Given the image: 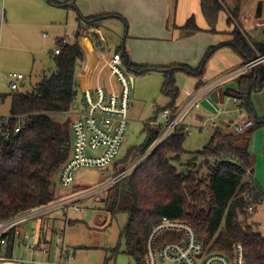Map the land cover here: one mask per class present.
Wrapping results in <instances>:
<instances>
[{
	"label": "trees",
	"instance_id": "16d2710c",
	"mask_svg": "<svg viewBox=\"0 0 264 264\" xmlns=\"http://www.w3.org/2000/svg\"><path fill=\"white\" fill-rule=\"evenodd\" d=\"M245 1L235 0V9L228 11L224 0H201L200 9L207 30L198 26L194 16L183 27L177 28L183 38L204 31L221 35L217 29L219 18L222 13H227L230 40L210 47L196 68L187 65H136L122 48L124 65L129 73H163L165 83L162 92L170 104L161 114L169 111L173 119L180 111L177 74L184 73L196 79L200 89L210 58L221 48H231L240 55L244 64L264 56V43L253 48L240 29ZM50 3L73 8L80 24L75 43H66L59 55L54 53L56 72L51 77H44L31 93L19 90L10 95H0V104L10 99L11 116L27 118L21 133L10 138H5L4 132L0 133V222L59 199V173L72 153L69 116L75 111L80 95L78 75L83 67L84 54L79 41L84 37L90 38L94 46L100 48L99 23L107 19H119L126 31L128 29L126 20L118 14L84 17L76 5L77 0L63 4L51 0ZM262 16L263 8L258 4L256 18ZM238 82L239 90L233 96L241 101L240 108L253 123L252 127L238 136L215 130L202 151L190 153L184 148L189 133L181 126L147 160L110 189L105 210L112 216L121 213L128 216L121 239L126 242L125 255L134 264H145L150 232L162 218L193 226L209 253H221L232 258L234 246L241 245L246 264H264V237L248 224L252 217L249 209L253 208L254 212L264 202V194L254 181L248 149L254 132L264 127V119L256 115L251 101L252 94L264 88V64L241 75ZM156 122L157 117L154 123L146 124L147 140L143 146L115 162L110 172L113 177L125 173L160 138L165 128L153 126ZM17 126L16 121L11 122L10 129L14 131ZM243 144L245 147L241 148ZM186 155L191 158L184 164L181 160ZM109 252L111 255L106 257L105 264L115 259L119 248Z\"/></svg>",
	"mask_w": 264,
	"mask_h": 264
},
{
	"label": "rangeland",
	"instance_id": "374dc122",
	"mask_svg": "<svg viewBox=\"0 0 264 264\" xmlns=\"http://www.w3.org/2000/svg\"><path fill=\"white\" fill-rule=\"evenodd\" d=\"M55 1L63 4L68 0ZM79 1L77 0L78 5L77 3L76 5L79 6L78 9H82ZM171 1L172 4L175 2V5L178 3L181 6L193 5V0ZM50 2L51 0H0V95L12 93L7 75L13 72L22 74L26 78L21 92L34 91L44 77H51L56 72L54 52L64 46L59 44V40L65 39L67 45L75 43V34L80 24L77 12L73 8L54 6ZM224 2L230 11L235 9V0H224ZM85 3L90 8L92 0H86ZM83 8L87 7L83 6ZM223 16L222 22L227 26V13ZM220 22L221 20L218 25ZM101 33L103 38H100V43L112 53L119 51L122 54L123 50L120 47L123 44L127 51L128 48H132L130 42L133 41L126 39L127 32L119 24H106ZM251 40L253 45L264 43V34L260 35V38H251ZM130 76L133 78V107L129 114L131 124L117 160H123L130 151L144 145L147 140L146 124L154 123L156 117L160 122L161 111L170 104V100L162 92L165 83L163 73L150 72L145 75L131 73ZM213 76V72L205 73L208 81H211ZM196 82V79L184 73L177 74L178 106L183 104L186 91H193ZM82 101L83 98L79 95L75 109L82 108ZM10 106V99L7 98L3 104H0V114L10 115ZM197 114L201 115V112L195 111L185 119L190 134L184 148L190 153L202 151L213 135L211 128H201L196 118ZM69 117L71 122L73 117L71 115ZM190 158L191 156L188 155L183 156L181 162L185 164ZM112 171L113 168L110 172ZM110 180L107 171L83 168L76 173L74 183L82 189L93 190L104 186ZM111 188L81 201L79 205L84 212L70 211L67 215V223L59 224L58 230L63 231L62 240L65 246L75 253L74 264H105L106 257L111 255L109 251L115 248H119V254L110 264H134L125 255L126 242L125 239H121V233L128 223V216L123 213L112 216L105 210V201ZM65 195L66 190L57 184L58 198ZM251 212L252 217L248 224L256 233L264 237V202ZM32 222L34 220L29 223Z\"/></svg>",
	"mask_w": 264,
	"mask_h": 264
},
{
	"label": "built area",
	"instance_id": "2783aa9c",
	"mask_svg": "<svg viewBox=\"0 0 264 264\" xmlns=\"http://www.w3.org/2000/svg\"><path fill=\"white\" fill-rule=\"evenodd\" d=\"M258 29H264V16L256 21ZM243 31V28L240 27ZM65 39L59 44L65 45ZM1 48V34H0ZM62 48L55 50V55ZM264 64V56L246 64L245 69H252ZM110 71L118 83L119 92L112 93L105 89H90L83 92L82 108H76L71 114L72 153L59 173L58 185L66 190V195L52 203L18 215L10 220L0 222V264H74V252L69 250L62 240L63 231L52 229L58 242L53 245L46 240L44 233L38 229L23 231V226L30 221L52 219L56 213L68 215L70 211L84 212L79 203L104 189L114 187L121 179L128 176L139 165L147 160L155 150L177 129L182 126V119L189 109L199 107L203 93L212 89L215 84L208 85L202 92L192 95L187 93L189 102L183 110L171 119L170 112L161 114L160 122L155 125L164 126L160 138L151 146L147 153L138 159L125 173L97 189L88 190L75 186V175L83 168L110 172L118 159L131 124L129 114L132 103V79L124 64L122 55L116 54L110 62ZM25 77L19 73L7 75L8 85L12 92L22 89ZM235 97V96H234ZM242 112V111H241ZM26 117H13L0 114V133L5 138L17 135L25 128ZM17 122L14 131L11 122ZM253 123L245 120L232 125L233 134L241 135L252 127ZM250 211L253 208L249 209ZM67 221V217H66ZM24 252V257L19 252ZM145 264H246L244 249L241 245L233 248V257L221 253H209L199 240L197 231L190 224L162 218L151 230L147 241Z\"/></svg>",
	"mask_w": 264,
	"mask_h": 264
},
{
	"label": "crops",
	"instance_id": "0c3cea01",
	"mask_svg": "<svg viewBox=\"0 0 264 264\" xmlns=\"http://www.w3.org/2000/svg\"><path fill=\"white\" fill-rule=\"evenodd\" d=\"M85 1H79L82 8L79 10L84 17L118 14L126 20L127 31L122 21L113 18L99 23L98 34L103 38L101 31L104 25L109 23L119 24L120 27H123L127 32L126 39L133 41L130 42L132 48L130 47L128 51H125L131 62L136 65L154 67L187 65L196 68L200 65L210 47L230 40L228 35L230 28L224 26L222 22L224 13L221 14L219 18L221 22L217 27L221 35L204 31L186 38L181 36L177 28L183 27L193 16L198 26L203 30H207L208 26L199 7L201 0H193L192 6H181L179 3L175 5V2L173 5L171 0H92L90 8H88ZM258 4L262 5L264 16V0H246L241 14V25L244 31L242 33L250 44H252L251 38H260V35L264 34V29L256 27ZM83 6L87 8H83ZM228 11L230 10L228 9ZM102 44H100V48H96L90 38L84 37L79 41L84 54L83 67L78 75L81 96L85 90L97 88L112 93L119 92L118 83L110 71V62L116 54H123V59L124 51L122 54L119 51L112 53ZM252 46L254 48L253 44ZM120 48H125L124 44ZM245 66L246 64L243 63L240 55L229 47L221 48L210 58L206 72H213L214 76L211 81H208L207 77L204 76L200 89L197 87L199 83L197 81L193 91H186L185 100L181 106L179 105L181 110L187 106L189 102L187 93L196 95L205 90L208 85L217 83L212 89L203 93L199 102L200 106L192 107L183 117L182 126L186 128L189 134V127L185 125V119L195 111L201 112V115L197 114L196 118L202 129L211 128L213 132L219 130L224 134H233V124L248 120L247 115L240 108L241 101L233 96L239 90L238 79L240 76L251 70L245 69ZM128 74L131 75L129 72ZM130 78L132 79L131 76ZM251 101L256 115L260 119H264V88L260 92L253 93ZM240 147L244 148L245 144L240 145ZM248 149L254 169L255 184L264 194V127L254 132ZM107 175L110 176V172ZM66 217L62 213H56L52 216V219L34 221L22 228L25 232L38 229L44 233L47 241L56 245L58 238L52 229H59V224L67 223ZM18 252L20 255L22 253L24 257H28L26 253L20 250Z\"/></svg>",
	"mask_w": 264,
	"mask_h": 264
},
{
	"label": "water",
	"instance_id": "95a60500",
	"mask_svg": "<svg viewBox=\"0 0 264 264\" xmlns=\"http://www.w3.org/2000/svg\"><path fill=\"white\" fill-rule=\"evenodd\" d=\"M133 79V78H132Z\"/></svg>",
	"mask_w": 264,
	"mask_h": 264
}]
</instances>
